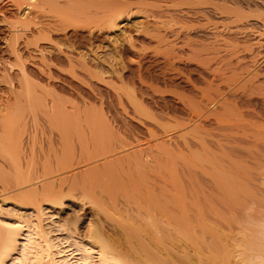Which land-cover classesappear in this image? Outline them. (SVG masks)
<instances>
[{
    "label": "bare ground",
    "instance_id": "1",
    "mask_svg": "<svg viewBox=\"0 0 264 264\" xmlns=\"http://www.w3.org/2000/svg\"><path fill=\"white\" fill-rule=\"evenodd\" d=\"M5 1L0 0V13L3 14L9 3L15 8L16 19L8 21L4 17L8 21L9 35L3 38L2 43L5 44L6 56L11 59H3L0 69V81L5 82L7 87V91L0 93L1 183L5 189H9V194L14 193L12 197L17 196L22 201L29 200V204H35L33 206L39 209V213L43 212L45 203L62 205L65 195L80 199L82 204L84 197L95 204H100L99 200L103 203L105 197L116 213L125 218L120 220V215L121 218L114 221L113 217H109L112 220H109L108 225L105 224L106 220L102 223L101 219L96 223L93 219L87 222L83 220L79 225V220L82 219L70 223L62 218L51 219L43 224L39 219L30 218L33 213L21 214L19 210L16 214L17 209L10 219L0 218V264H264V201H261L264 200V195L261 198L262 195L258 197L256 193L258 191L251 193L256 205V202H261L255 209L257 214L248 215L246 206L249 204L237 203L239 190L237 194L238 186L235 181L228 179V174L223 175L228 172L225 168L217 170L219 158L216 161L209 160L211 154L213 156L219 153L210 151V148L208 150L205 148L207 145L204 147L208 143H205L203 135H194V139H187L185 136L181 141L176 138L175 142L171 140L173 135L156 140V130L147 128V131L143 130L147 134L143 139L140 137L142 128L134 125V118L129 116L131 112L120 89L113 93L110 92L115 89H108L106 94L112 99L106 101L105 91L99 89V83L85 77L98 72L92 69L93 65L84 56L77 55L75 50L83 43L90 45L96 41L103 31L117 27L118 21L127 19L141 2ZM235 1L239 4V10L236 8L237 18L247 19V35L262 47L264 0ZM245 8L250 9L251 13H247ZM250 17H253L251 22ZM243 26L238 25L239 30ZM153 36L160 39L161 35ZM133 39L131 35L127 46L132 51L137 48L136 40ZM122 50L125 51L126 47L123 46L121 53ZM252 50L248 59L245 56L240 59L243 54L241 48H232L231 57L223 72L225 90L221 92V99L217 100L220 106L228 103L227 94L232 91L236 93V97L240 95L237 96L238 92L246 97L245 92L257 90L264 101V84L259 79L263 73H259V69L250 70L248 65L259 56L264 59V53ZM13 61L18 62V65L13 63L19 66L17 73L14 71ZM141 66L139 64L137 69L138 86L134 87L131 100L129 95L128 99L132 105L138 106L149 98L163 111L164 103L161 105L156 99L158 86L154 87L146 82L147 79L141 74ZM234 99L230 103L234 107V114L229 117L227 112L225 115L221 114L219 123L232 125L247 120L248 117L256 122L264 121V108L255 105L251 110L246 104L250 110H246L245 105L246 111H243V101L238 103L237 98ZM241 104L242 108L239 107ZM199 122L197 125H202ZM197 125L195 124L196 127ZM263 126L259 130H264ZM192 128H195L194 125ZM156 133L158 134L157 131ZM259 133L256 135L262 136V131V134ZM153 138L156 142L152 141ZM262 138L264 135L260 137V141ZM256 142L255 146H258ZM197 147L205 148L203 151L206 152L203 154H208L206 157L211 166L205 165L212 168H203L204 172L202 170L199 174L204 173V176L201 175L200 178L193 169L196 165L193 161L196 159H190L193 157L192 153L195 155L194 148ZM257 151L260 152V149L256 148ZM185 153L191 154L190 158ZM174 156H183L185 159H179L184 164H181L183 173L180 172L184 174L182 177L181 174H177L180 176L177 177L172 172L175 169H169L171 173L169 170L167 173L163 171L167 169V161ZM34 158L40 160L38 164H35ZM259 163L261 164V160ZM201 164H198L199 168ZM180 166L176 168L177 172ZM195 168L198 171V167ZM8 172L15 175H10L12 180L8 179ZM17 174H21L20 178L16 177ZM22 174L26 176L22 177ZM50 174L58 176L51 180L48 176ZM254 176L248 177L246 181L258 182L263 178L261 176L262 178L255 179ZM46 180L50 181L45 182ZM101 183L109 184V188L105 190L102 187L104 196H97L96 193L102 192L99 189L96 192ZM243 184L245 189L248 188L247 192L253 189L248 187L249 184L246 185L247 182ZM11 188L15 190H10ZM23 188L29 189L19 191ZM239 189H242L241 186ZM23 202L26 205L22 206L26 208L28 202ZM22 203L20 201V207ZM98 208L100 211L103 208L105 210L104 205L103 208L98 205ZM106 226L107 231L104 228ZM54 232L65 235L60 238Z\"/></svg>",
    "mask_w": 264,
    "mask_h": 264
},
{
    "label": "rangeland",
    "instance_id": "2",
    "mask_svg": "<svg viewBox=\"0 0 264 264\" xmlns=\"http://www.w3.org/2000/svg\"><path fill=\"white\" fill-rule=\"evenodd\" d=\"M138 1L141 2L139 4V7L137 5L136 9H134L133 11V14L131 13V15L127 19L118 21L117 24L119 25L117 27L113 28L112 30L109 29L103 31L101 37H99L96 41H93V43H91L90 45L89 43H83L77 50H75V53L77 55L79 54L84 56V58L87 59L91 63V65H93L92 69L98 72V74L96 73L95 75L91 74L84 76L87 77L88 80L90 79L95 83L97 82L99 83V84L97 83L98 86H100L99 89L101 88L103 92L105 91L104 93L106 95L105 96L106 101L112 99L106 94L108 89H110L109 91L115 89L110 93L116 92V90L120 89V93L122 94L123 99H125L124 102L127 104L128 109L131 112L129 116L134 118L132 119L134 120L133 121L134 125L137 128L140 129L142 128V134L140 137L141 138L143 137V139L147 135L145 133V131H147V128H150L153 131L156 130L158 132V134L156 133V131L154 132L156 135V140H158L161 137L167 138L173 135V139L171 140L175 142L176 138L181 141L182 138L184 139L185 136L187 139H194V135H199V134L203 135L202 137L205 143H208L205 144L204 147L207 145L205 148H208V150L210 148V151L212 152L216 151L217 154L219 153L218 155L212 156V154L209 152V154H211L212 156L209 157V160L216 161L217 158H219L217 162L220 163L218 164L217 170L219 169V171H221L220 168L223 169L225 168V170L228 172L227 173L225 172V174L223 175L228 174L229 175L228 179L229 178L233 179L237 184L238 186L237 194H238V190H239V194H238V198L236 197L237 198L236 200L238 205H240L242 202H244L245 204H249L246 206L248 209L246 210L249 213L248 215H250V213L257 214L256 213L257 210L255 209H257V205L259 207V203L264 200L256 202L258 203L256 205L254 203V199L252 198L254 196L251 193L253 192L255 193L256 191H258L256 193H258L259 195L258 197H261L262 195L261 198H263L264 195V193L262 192L264 191V184H263L264 172H261L262 170L264 171V156H263L264 140H262L264 138H262L260 141V137L264 135V130H259L262 129L261 126H263L264 121H261V123L260 121L256 122L255 120L250 119L247 116V114H245L246 115L245 117H248L247 120H241L236 124H232V125H229L226 122L225 124L219 123L218 120L221 121L220 115L221 114L225 115L226 112L229 113L227 117L234 114V112L232 111L234 107L233 105L230 104L232 103V101H235L234 98L239 99V100L236 99L238 103H242L243 101L244 104L243 111L250 110L248 109L249 106L252 110L254 109L255 105L263 109L264 101L258 95L259 93L257 90L253 91L254 93L249 91L248 93L245 92V94H247L246 97L242 92L237 93V96L240 94L238 97H236L235 92L232 91L231 94L229 92L227 94V97L229 96L227 100L228 103L224 104V106H220V103L217 102V100L221 99L222 97L221 92L225 90L223 88L225 87L223 83L224 80L223 72L225 70L226 62L231 57L232 48L235 46L241 48L243 54H241L242 58L240 59H243L244 58L243 56H245L246 59H248L249 58L248 56H250L249 54L251 53L250 50L252 49H254V51L252 50L253 52L262 51L264 53V39L262 41L263 45H261L262 47H260V44H257L256 43L257 41L255 39H252L250 35H247L249 31L245 28H247L246 25L249 22L246 21L247 19L245 18L243 19H240V17L237 18L236 11L237 9L239 10V4L235 0H203V2L200 0L203 3L202 6H201L202 3H199L200 2L199 0H157V1L138 0ZM192 3L194 7H192ZM197 5H200L201 7L200 6L197 7ZM200 9H203V11H200ZM245 11L247 13H251V10L248 8H245ZM14 13H15V8L14 6L9 5V3L7 9L3 11V14L0 13V69L2 68L1 62H4L3 59L9 58L6 56L7 52H5V44L2 43V40L4 37L9 35L8 21H12L16 19V17H14ZM4 17L8 21H5ZM252 18L249 20L250 22ZM239 19L241 21H238ZM244 22L246 23L244 24ZM238 25L239 27L243 25L244 26L239 30ZM246 30L248 31L247 33ZM129 34L133 36L134 38L133 40H136L135 42L137 43L136 44L137 48L134 49L133 51L127 48V46L129 45L128 39L131 36V35L129 36ZM153 34L161 35L160 39L157 38L158 39L157 41L156 37H154ZM123 46L126 47V50L125 51L122 50L121 53L120 50L123 48ZM120 53L122 55H120ZM259 57L255 58L254 60L255 62L254 61L253 63L249 62L248 65H250V70L255 71L256 69L257 70L259 69L260 71L258 72L259 73L261 72V74L263 73L261 78L259 77L258 78L261 81H263L262 83L264 84V61H263L264 59H261ZM13 63L18 65V62L13 61L12 64ZM14 64H13V67L15 68L14 71H16L15 73H17L19 71L18 70L19 66ZM139 64L140 65L142 64L141 74L145 80L147 79L146 82L148 84H152L154 87L158 86L156 91V95H157L156 99L158 103L160 104L164 103L163 104L164 106L162 107L163 111L159 110L157 105L154 102L152 103L153 100L149 98L148 100L145 99L142 102L143 106L141 104L140 105L138 104L137 106V105H132V103H130V100L133 96L134 87L138 86L137 69ZM254 67L255 69H253ZM1 73L2 72L0 70V74ZM245 75L246 74L244 73L243 76ZM163 77L167 79H164ZM262 83L260 82V84ZM5 84H6L5 82L0 81V93H2L3 91H7L6 89L7 87ZM252 93L253 95L254 94L255 95L253 96ZM242 94L244 96H242ZM128 95L130 96L129 97L130 100L128 99ZM247 97L249 98V100H247L248 99ZM158 100H160V102ZM234 103L235 102H233V104ZM243 104H241L240 106L237 105V107L239 106L240 108H242ZM246 104L248 105V107ZM245 105L247 108L246 110H245ZM133 110L136 111L134 112L137 114V116L136 114L133 115L134 114ZM165 110H167V112ZM158 112H160V114ZM217 114H219V116ZM201 118L203 121L201 120ZM198 120L201 121L199 122ZM192 121L195 123L193 124ZM198 122L199 124L202 123L204 130L202 129L203 128L202 125L200 126L197 125ZM204 122L205 124H203ZM257 123L258 125H260L259 127ZM191 124H193L195 128H192L193 125ZM195 124L199 128H197ZM38 127L40 128V125ZM30 128L33 129V126L32 127L30 126ZM143 130L145 131L143 132ZM257 130L258 132H260L259 134L263 133L262 136L260 135L257 136L258 135ZM152 141L156 142L155 138H153ZM255 142L257 143L256 145L258 146H255ZM259 142H262L263 144ZM259 144H261L260 145L261 147H259ZM256 148H258V150L260 149V152L257 151L259 152L258 153L259 157H255V155L258 156L256 152ZM203 149L201 147L194 148L195 155H193L192 153L193 156V157L191 156L192 158H190L191 154L185 153L186 155L188 154L187 156H189L190 159L192 160L196 159L193 161V163L196 164L195 167L196 166L198 167V171L197 168L195 167L193 168L194 165H192V168L194 169V171L196 170L197 174H199V172L201 173L203 168L204 169L206 168L207 170L212 169L211 167H209L211 166V164L209 163L206 157L208 154H203V152H206V150L203 151ZM197 150L198 152L196 153ZM199 152L200 154L198 155ZM202 155H205V157ZM174 157L175 159H173ZM174 157L171 160L167 161L168 163L165 165L167 169H164L163 171H166L165 173H167L170 170L175 169L176 171H172L174 172V174L175 173L176 175L181 174V172L183 173V171H181L183 170L182 165H184L182 164L183 163L182 161L185 159H183V156H174ZM179 159L182 161H179ZM259 159L261 160V164L259 163L260 161ZM40 160H38L37 158L35 164H38L39 163L38 161ZM256 162L259 163V166L258 163L256 164ZM198 164L199 165L201 164L202 166L199 168ZM178 166L181 167L180 170H179L180 167L178 168V171L179 172L181 171L180 173L177 172L176 169ZM261 166L263 167V169ZM169 173H171V171ZM260 173H263V175H261L263 178L260 176ZM7 174H9L7 175L8 179L12 180V177H15V175L13 176L12 172L10 173L8 172ZM25 174H22V177L26 176ZM255 174L257 176H254ZM51 175L52 174L48 175L51 180L54 179V177L58 176L57 174H54L55 176L52 175L53 178H51ZM183 175L184 174H181V177ZM201 175L203 177L204 173L197 175V177L200 178ZM20 176L17 174L16 177L20 178ZM252 176H254V178L261 177L262 179L258 181L259 183L257 182V180H255L256 183L255 181H252L251 183L248 180L246 181L248 177L252 178ZM177 177L180 176L177 175ZM49 178L45 177V179H49ZM47 181L49 182L50 180H46L45 182ZM244 182L245 183L247 182L246 185L249 184L248 187H251L253 189H250L248 190L249 192H247L248 188L246 187L245 189L242 186L244 185L243 184ZM260 183L263 187L260 186ZM2 186L3 183H1L0 181V218L1 219H5V220L10 219L11 217H13L11 216V214L15 212L17 209L18 210L15 212L16 214L18 213L19 210H20L19 212H22L21 214H24V212L33 213L32 215H30V218L39 219L40 221H42L43 224L47 223V221L50 222L51 219L57 220L58 218L60 219L62 218L65 219V221H69L70 223L75 221L76 219H82L79 220L81 221L79 222V225L82 224L83 220L87 222L89 219H91V221L93 219L96 223L99 222L98 219H101L102 223H104V221L106 220L105 224L108 225L109 220H112L111 218L109 219V217H113L114 221L116 219L119 220L118 218L120 217V215L122 217V218L120 217L121 218L120 220L125 218L124 215L122 214L119 215L118 212L116 213V210L113 208V206H111L112 204H109L108 201L105 199V197H103L102 200L104 204L99 200V202L98 201L97 202L100 204L96 203L97 204L96 205L91 201L89 202V199L85 198L84 196H83L84 204H82L80 199H76V197L68 196V195H65V198H63L64 200L62 202V205L61 204L53 205L51 202L50 203L52 205H50V203L43 204L44 207L42 206L43 207L42 209H44L45 211L43 210V212H40L41 213L40 214L39 209L33 206L35 204L32 205L30 203L31 204L30 205L29 200L27 201L28 203L26 202V200H23L25 201V203H27L26 206L27 209H26L24 207L26 204H24V202L20 198H16L17 196L12 197L13 196L12 194L14 193L9 194L8 193L9 191H7L9 189H5V187ZM240 186L242 189H239ZM99 187L100 186L98 185V187L96 188V192L98 189L102 191L103 190L102 187H104L105 190L108 189L109 184L104 185V183H101V187L100 188ZM259 188H261L262 190H258ZM12 189L14 188H11L10 190ZM28 189L29 188L27 189L23 188L20 189L19 191L21 190L26 191ZM77 194L79 196L80 192L77 191ZM96 194L97 196L98 194L99 195L103 194L104 196V191ZM18 200H20L21 203L23 202L21 206L24 205L22 206L24 208L20 207V201L18 202ZM78 201L80 203H78ZM85 203H87V205ZM98 205L101 206V208H103L104 205L105 210L103 208L100 211ZM10 210L11 213H9ZM104 211H108V212H104ZM113 215H115V217ZM112 223H110L109 225L110 227ZM104 228H106L105 231H107L108 227L106 226ZM53 234L59 236L60 238L65 235V234H59V232H54Z\"/></svg>",
    "mask_w": 264,
    "mask_h": 264
}]
</instances>
